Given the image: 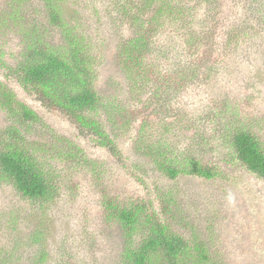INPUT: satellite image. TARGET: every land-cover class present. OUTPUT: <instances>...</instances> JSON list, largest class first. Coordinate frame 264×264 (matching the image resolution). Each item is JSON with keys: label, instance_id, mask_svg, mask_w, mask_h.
Segmentation results:
<instances>
[{"label": "rangeland", "instance_id": "1", "mask_svg": "<svg viewBox=\"0 0 264 264\" xmlns=\"http://www.w3.org/2000/svg\"><path fill=\"white\" fill-rule=\"evenodd\" d=\"M65 2L62 16L69 13L74 18L77 12L75 18L88 34L95 87L103 96H116L125 107L137 109L138 115L126 134L117 137L120 154L113 156L61 111L41 106L0 67V79L54 129L53 134L38 128L30 134L38 156L48 162L59 183L56 197L41 208L0 180V254L7 255L9 264H118L123 233L102 207L103 195H110L151 203L173 230L201 240L215 263L264 264V180L234 157L221 135L228 120L252 131L264 148V0H218L213 9L217 29L212 72L204 75L207 70L199 67L188 81L170 86L165 69L173 67L177 56L181 63L187 59L182 51L175 53L185 31L166 23L145 57V64L157 66L158 74L139 87L129 86L116 61L117 44L132 33L130 22L117 11L118 0ZM41 5L40 0H24L17 11L30 13L40 33L57 44L58 28L49 25ZM11 9L10 0H0V48L6 62L14 65L25 31L9 20ZM199 21L194 18L190 27ZM235 31L239 37L230 41L229 34ZM155 101L169 112L163 118L154 109ZM5 123L0 109V126ZM63 138L82 148L91 161L81 165L56 155L53 148ZM135 141L154 146L165 142L175 156L195 155L214 165L218 174L212 179L193 174L170 179L154 167L146 147L137 150ZM40 148L48 153L42 154ZM34 233L41 234L39 245L31 240ZM41 250L44 257L35 263Z\"/></svg>", "mask_w": 264, "mask_h": 264}, {"label": "trees", "instance_id": "2", "mask_svg": "<svg viewBox=\"0 0 264 264\" xmlns=\"http://www.w3.org/2000/svg\"><path fill=\"white\" fill-rule=\"evenodd\" d=\"M217 1L118 0L117 11L132 27L131 36L120 40L116 51V61L128 76L129 86H142L141 82L148 83L158 74V67L145 64V57L157 31L164 28L166 23L178 24L175 27L185 31L180 36L183 41H180L175 53L182 51L187 59L181 63L178 62L181 56H177L173 67L165 69L167 85L188 81L187 78L195 75L199 67L207 70L204 75L212 72L214 64L210 55L217 29L213 23V9ZM10 2L14 10L8 12V18L16 23L20 31H25V43L14 65L6 62L0 48V67L5 68L23 90L33 94L41 106L61 111L82 132L90 134L99 145L117 156L119 149L116 139L126 134L137 118L138 110L125 107L116 100V96H103L95 87V58L90 53L88 34L79 18H75L77 12L74 18L69 13L63 17L65 0H40L49 25L56 26L60 36L59 43L50 44L35 25V18L25 11H17L24 0ZM194 18H200V21L192 28L190 25ZM229 37L230 41L237 40L239 32H230ZM151 103L153 105V101ZM0 109L6 114V123L0 126V180L9 182L20 196L42 208L56 197L59 183L57 176L48 169V162L42 155L41 158L38 156L37 151L40 150L33 145L35 137L30 133L37 128L44 133L53 134L55 131L37 110L21 100L14 89L1 79ZM154 109L162 118L169 113L157 101ZM143 123L148 124L147 121ZM236 125L228 120L223 124L221 135L227 148L248 171L264 180V148L260 140L249 129ZM141 132L143 136L146 135L143 127ZM65 141L63 138L62 144L53 148L56 155L64 154L65 159L75 160L81 165L91 161L82 148ZM162 143L154 146L144 142L140 145L135 141L137 150L146 147L147 156L154 167L168 178L193 174L212 179L218 174L214 165L203 163L195 155L188 157L185 152L179 153L186 158L175 156L172 147ZM40 149L43 150L42 154L48 153L46 149ZM102 207L107 217L113 219L123 233L124 246L118 264H218L208 256L201 240L186 238L173 230L152 204L145 200L128 197L119 200L103 195ZM31 240L39 245L41 234H32ZM42 251L35 263L40 256L44 257ZM6 256L0 254V264H9Z\"/></svg>", "mask_w": 264, "mask_h": 264}]
</instances>
